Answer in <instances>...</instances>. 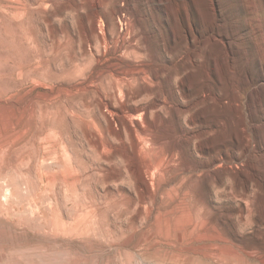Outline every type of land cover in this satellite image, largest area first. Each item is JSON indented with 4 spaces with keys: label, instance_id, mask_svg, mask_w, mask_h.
I'll list each match as a JSON object with an SVG mask.
<instances>
[{
    "label": "rangeland",
    "instance_id": "obj_1",
    "mask_svg": "<svg viewBox=\"0 0 264 264\" xmlns=\"http://www.w3.org/2000/svg\"><path fill=\"white\" fill-rule=\"evenodd\" d=\"M124 1L0 0V264H264V0H217L218 26L186 5L222 84L181 74V122L157 127L153 94L83 89L93 13ZM143 2L144 63L182 65L185 0Z\"/></svg>",
    "mask_w": 264,
    "mask_h": 264
},
{
    "label": "bare ground",
    "instance_id": "obj_2",
    "mask_svg": "<svg viewBox=\"0 0 264 264\" xmlns=\"http://www.w3.org/2000/svg\"><path fill=\"white\" fill-rule=\"evenodd\" d=\"M125 1L129 5L132 2V0ZM212 2L216 14L215 23L218 26L222 15L219 8V1L212 0ZM126 3H118L117 8L111 11H106L101 7V9H97L93 13L92 18L95 22V35L86 39L89 48L85 49V53L90 56V59H87L83 68L84 72L87 71L90 73V79L83 85V89L90 90L95 88V92H97L101 98L105 96L107 99L112 93L117 94V92H123L125 89L131 94L137 92L145 93L146 96L153 94L154 101L151 106L158 107L161 111L159 114V122H156L155 126L157 127L160 123L167 122L171 117L181 122L185 110L176 106V99L179 93L182 95L189 87L183 78H180L178 81L177 77L181 74H192L197 69L202 70L203 68L200 67L201 63L208 62V64L206 63L208 69L204 71L205 76L208 80H213H210L213 85H220L222 84L221 70L225 61H223L220 56L214 58L209 56L206 57L203 50L195 48L204 35L192 22L193 19L191 20L195 12L191 15L188 9V7H197L196 0H185L183 15L187 27L182 37L185 45L188 46L189 49L186 54L175 56V59H180L179 61L182 65L179 66L177 64L178 62H171L173 66L159 63L145 64L144 61L146 58L152 57V52L150 49L142 46V44L148 43L151 37H158H156L154 31L149 33L145 24L141 21V18L146 15L144 11L135 14L136 17L138 16L140 19L138 26L131 22V18L134 14L129 12ZM139 3L141 5L144 4L143 0H139ZM128 13L131 17H127ZM171 37L176 40V34H171ZM212 39H216L222 45H226L224 37H222L220 32H212ZM156 40L158 46H161V40ZM169 51L170 53L173 52L172 47L169 48ZM123 57L130 58L132 62L125 65L122 59ZM230 60L229 56L227 61L230 62ZM145 65H147V67H144ZM148 68L150 69L149 72L147 71ZM163 83L165 84V90L163 89ZM211 96L216 97L218 93L208 92V94L204 93L202 97L205 101ZM218 99L223 102L222 97H218ZM143 113H147L144 106H131L129 108L128 117L131 119L132 123H135L134 118L138 119L139 123L144 117ZM132 133L138 136L140 142L148 139L151 135V132L145 128L132 130Z\"/></svg>",
    "mask_w": 264,
    "mask_h": 264
}]
</instances>
